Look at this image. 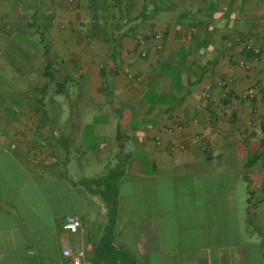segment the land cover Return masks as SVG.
I'll use <instances>...</instances> for the list:
<instances>
[{
  "label": "crops",
  "instance_id": "0c3cea01",
  "mask_svg": "<svg viewBox=\"0 0 264 264\" xmlns=\"http://www.w3.org/2000/svg\"><path fill=\"white\" fill-rule=\"evenodd\" d=\"M245 4L0 0V264H264V57L239 43L264 50V0ZM114 172L110 224L90 191Z\"/></svg>",
  "mask_w": 264,
  "mask_h": 264
},
{
  "label": "trees",
  "instance_id": "16d2710c",
  "mask_svg": "<svg viewBox=\"0 0 264 264\" xmlns=\"http://www.w3.org/2000/svg\"><path fill=\"white\" fill-rule=\"evenodd\" d=\"M44 48V54L46 56L45 60V67L43 68V75L46 76L50 82H54V85H58L59 87L63 86L62 84H57L55 81V75L53 74V69L55 64V61L52 60L49 56H51V51L46 48V46H43ZM242 56L244 59H257L259 57V52L255 51L251 48H242ZM60 64V63H59ZM65 85L72 81L73 79L66 75L64 78ZM119 174L121 173H112L110 174L103 183V190L100 192H93L90 191L92 194H99V196L103 199V201L106 203L107 206V213L110 218V224L113 223V220L115 218V197H116V183L119 177ZM261 191L264 199V182L261 184Z\"/></svg>",
  "mask_w": 264,
  "mask_h": 264
},
{
  "label": "rangeland",
  "instance_id": "374dc122",
  "mask_svg": "<svg viewBox=\"0 0 264 264\" xmlns=\"http://www.w3.org/2000/svg\"><path fill=\"white\" fill-rule=\"evenodd\" d=\"M234 1L235 2L238 1L239 5H240V9H242L241 12H243L244 11L243 8L247 5L245 3L248 0H234ZM235 7H236V5H235ZM242 16H244V15H242ZM261 29L264 30V25L263 24L261 26ZM248 34L249 33H247V34H243L242 33L241 34V38L239 40L240 47L241 48H251V49H253L255 51H258L259 53L261 52V54L264 57V50H262V51L258 50V46L255 44L254 40L250 36H248ZM140 36L141 37H139V38L141 39V41L148 40V39H156V38H158L156 34H152V33L146 34V35H140ZM76 66H77V63H75L74 65H72V67L75 70H76ZM79 69H80V67H79ZM77 80L80 82L81 87H83V89H84V86L86 85V82L88 81V79L86 77H81L80 79H77ZM103 80L105 81V78ZM222 83L224 85L226 82H222ZM102 86H103V84H102ZM104 87H105V85H104ZM68 96L70 97L71 95L70 94L69 95H66V103L68 102V99H67ZM79 96H80L81 102H85V103L88 102L89 99H88V94L87 93H82L81 92ZM245 99H247V98H245ZM82 112H83V110H82ZM72 152L73 151L71 150L70 153H72ZM99 183H101V180H99ZM101 186H102V184H101Z\"/></svg>",
  "mask_w": 264,
  "mask_h": 264
},
{
  "label": "built area",
  "instance_id": "2783aa9c",
  "mask_svg": "<svg viewBox=\"0 0 264 264\" xmlns=\"http://www.w3.org/2000/svg\"><path fill=\"white\" fill-rule=\"evenodd\" d=\"M142 42V41H140ZM223 85V83H221ZM249 97L247 94L241 96V98ZM80 228V222L77 217L68 215L64 218L63 230L69 234H74ZM61 256L66 259V264H81L83 253L81 251L71 252L69 249H65L61 252Z\"/></svg>",
  "mask_w": 264,
  "mask_h": 264
}]
</instances>
